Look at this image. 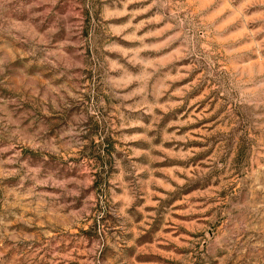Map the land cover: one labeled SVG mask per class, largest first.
<instances>
[{
    "label": "rangeland",
    "instance_id": "374dc122",
    "mask_svg": "<svg viewBox=\"0 0 264 264\" xmlns=\"http://www.w3.org/2000/svg\"><path fill=\"white\" fill-rule=\"evenodd\" d=\"M0 264H264V0H0Z\"/></svg>",
    "mask_w": 264,
    "mask_h": 264
}]
</instances>
